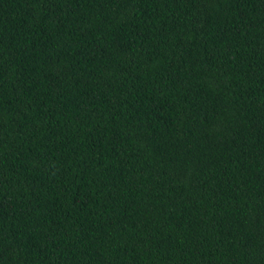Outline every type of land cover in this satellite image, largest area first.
I'll return each instance as SVG.
<instances>
[{"label":"trees","instance_id":"16d2710c","mask_svg":"<svg viewBox=\"0 0 264 264\" xmlns=\"http://www.w3.org/2000/svg\"><path fill=\"white\" fill-rule=\"evenodd\" d=\"M0 264H264V0H0Z\"/></svg>","mask_w":264,"mask_h":264}]
</instances>
